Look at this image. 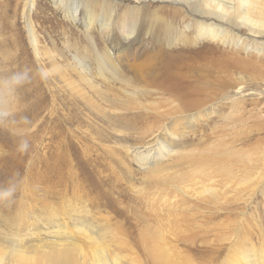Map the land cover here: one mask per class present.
Here are the masks:
<instances>
[{"label": "bare ground", "instance_id": "6f19581e", "mask_svg": "<svg viewBox=\"0 0 264 264\" xmlns=\"http://www.w3.org/2000/svg\"><path fill=\"white\" fill-rule=\"evenodd\" d=\"M22 1L24 15V11L35 4L36 0ZM49 1L58 15L69 23L77 25V28L81 30L82 34L80 33L81 37L77 39V43L68 46L63 42L65 46L74 49L75 53L73 52L68 59L60 51H44L43 49L47 47L45 42L54 46V41L50 38L46 39L47 41L41 39L36 26L27 20L25 28L28 41L36 59L39 60L40 53L44 51L49 58L48 61H51L58 72V78L65 83L64 86L67 87L71 96L68 100L62 99V102L68 104L66 112H59L60 110L52 106L51 109L54 108V111L48 112L49 117H47L49 122L52 116H55L52 124L43 126V122L39 126V130H42L41 136L39 135V144H44L46 151L43 155L47 157L41 158L38 155L31 157L38 160L36 165H31V167L29 165L30 168L25 174L28 176L24 177V181H31L30 187H26L20 180L21 183H18V179L14 183L10 181V183L2 184L0 181L1 187H5L4 189L11 187L13 190L10 197L0 199L4 203L2 205L6 212L5 216L0 213V264H193L188 254L180 255L176 243L180 241L182 232L194 226L192 217H195V212L192 211L197 207L196 202L204 201L205 205L208 203L205 198L190 193V187L201 183V180L204 183H215L219 180L223 186H228L233 184L236 178V180H242L252 174L253 170L241 169V162L236 161V156H232L224 149L216 148L217 151H214L213 155L183 158L179 152L178 136L184 127L194 126L199 119L206 117L198 110L205 100L198 99L197 95H201L207 89H213L215 85L221 88L228 87L230 81L228 76L230 77L232 72L239 75L238 78H244L242 73L246 72L256 75V78L264 77V68L255 61L247 59L248 56L244 57L247 60L233 59L228 55L219 56L220 59H218L214 53L219 49L210 44V41H213L224 44L236 52L254 51L255 54H263L257 34H264V0ZM153 2L168 4L158 6L154 11L149 10L148 4ZM5 6L6 4L0 0V43L6 44L10 41L16 44L19 38L11 37L9 32H5V28H2L3 19L5 23L9 22V12ZM237 22L247 27V35H239L236 32L233 34L232 31L238 29ZM159 25L160 28L157 29ZM145 31L150 34L154 50L145 51L139 57L138 62L134 61L131 73L122 72L115 57L116 47L123 44L125 48L122 52H126L125 49L141 41ZM5 33L6 36H4ZM96 35L102 40V46L97 42ZM21 41H23L22 38ZM198 44L201 46L197 49L198 52L195 53L194 59L184 65L183 61L181 62L184 56L180 55V49L187 50ZM18 48L20 49L19 46ZM174 49L178 53H175ZM177 54L178 57L181 56L180 61L175 58ZM57 57L67 61V71L57 63ZM218 61L222 64L221 68L217 67L219 66ZM204 68L209 73L219 71L220 75L214 77L209 75L212 80L209 79L210 82L206 84L205 79L201 80L204 77L200 75L201 69ZM68 70H70L69 74ZM93 71L102 76L104 73L110 74L120 84L118 91L112 90L111 96L104 93L100 89L101 86L99 88L94 83ZM72 75L76 77L72 78ZM238 85L236 95L240 94L244 87ZM8 95L6 85L0 81V114H5L10 110ZM38 96L40 97L34 104L33 111H24V131L27 125H32V122L38 119L41 112L48 107L49 100L46 94L41 93ZM191 97L196 98L192 100ZM96 99L112 103L116 110L117 107H125L135 112L134 117L141 119L139 126L136 127L137 134L145 138L149 136L144 143L128 144L130 145L128 152L133 157L136 167L142 171L141 176L147 183L146 188H144L145 185L130 186L137 199L134 203L130 201V206L121 205L123 202H121V196L129 195L123 189L125 187L120 186L122 176L119 173L116 174L111 166L110 174L104 175L102 172L109 170L103 167L99 169L102 162L97 157L94 158L95 163L100 164L94 165L95 175L92 173V175L84 176L83 186L75 181L73 168L76 165L81 168L85 165L92 166L90 160L79 151L77 154L84 159V163L78 160L73 164L75 157L72 158V152L75 146L78 144L86 146L84 141L89 140L87 137L75 135V129L71 128L79 122L81 117L75 109L79 107L77 102L81 100L86 106H92V101ZM195 110H197L196 113L190 114V111ZM187 112H190V115L182 118L181 115ZM29 116L30 119H28ZM38 120L41 123V120ZM4 131L5 129L1 128L0 134ZM14 131L18 133L21 130L15 129ZM31 132V135H35V131ZM26 138L24 136V139ZM11 151L13 155H10ZM30 151L27 146L16 151L13 143L0 144V159L5 160L11 157L10 164L19 163L15 156L25 158ZM82 151L86 154L85 149ZM170 155H175L172 162L162 165V161ZM179 165L180 171L178 169L177 173L174 169L170 171ZM186 166L196 167L195 170L201 169L204 172L199 171L201 173L197 174L194 168L191 171L184 170ZM258 166L259 163L253 166L255 171ZM12 167L14 166L11 165L10 168ZM234 167L240 172L236 169L233 172L231 168L234 169ZM258 174L257 172L253 178H257ZM4 177H6L5 174ZM109 179H111L110 182ZM37 183L42 184L44 188L43 198H37L40 200L38 204H24L23 206L22 200L12 197L18 194L23 198L24 190L32 189V185H37ZM109 183L112 185L110 190L103 186ZM66 184L71 190L70 197H67L68 195L62 189L54 193L46 191L51 185L65 188ZM86 184L88 185L87 191L82 189ZM112 191L120 196V198L116 197L120 202L117 206L115 201L106 199L110 195L114 196ZM51 195L54 199L49 200ZM104 197L105 199H102ZM219 199L220 197L217 201ZM102 200L117 218L108 211L106 213L112 217L102 213ZM197 209L198 207L196 211ZM131 219L136 227L134 233L121 225L124 221L128 222ZM237 242L231 245L233 247H230L231 249L224 256L221 264H264V249L239 251L241 248L239 245L243 243L239 242L240 244L237 245ZM260 247H263L262 244ZM238 251L239 256L235 257Z\"/></svg>", "mask_w": 264, "mask_h": 264}, {"label": "rangeland", "instance_id": "374dc122", "mask_svg": "<svg viewBox=\"0 0 264 264\" xmlns=\"http://www.w3.org/2000/svg\"><path fill=\"white\" fill-rule=\"evenodd\" d=\"M1 1L6 4L5 7H7V11L9 12V22L5 23L3 19L2 28H5V32H9V35H11V37H17L19 38V41H21L22 38L23 41H18L19 43L17 42L16 44L11 43L10 41H7L6 44L0 43V81L6 85V88L9 91V95L7 96V98L10 105V110H8L5 114H0V129H5V131L0 134V144L5 145L6 143H13L14 149L16 151L17 149L23 148L26 145L31 151L25 158L16 155L15 158L19 163L12 162L10 164L9 159L11 157H9L8 159L6 158L5 160L0 159V181L2 182V184L6 182L10 183V181L14 183V181L18 179V183L23 182L26 187H30V185L32 184L31 181H24V177L28 176L25 174L31 167V165L34 166V164L36 165L37 163L38 159L36 160V158H32L35 156L37 157V155L41 158L47 157L43 155L45 154L43 152L46 151L44 144H39V138L42 134V130H39V126L43 122V126L52 124L55 116H52L49 122L47 119V117H49L48 112L54 111V108L51 109L52 106H55L58 111L60 110L59 112H66V106H68V104L62 102V99L68 100L71 96L70 92L67 91V87L64 86L65 83H63L58 78V72L54 69L51 61H48L49 58L44 54V51H60L65 54L68 59H70L69 56L72 55L73 52L75 53V50L68 46L77 43V39L81 37L82 32L77 28V25L69 23V21H66V19L61 17V15H58V13L55 12L52 4H50L49 0H36L35 4L28 7L24 11V15L22 13V0ZM167 4L168 3L165 2H153L148 4V6L150 7L148 8L149 10L154 11L158 6H166ZM27 20L33 23L34 26H36V30L38 31V35L41 37V39L47 41L46 39L50 38L56 45L53 46L50 43L45 42V45H47V47L45 46L46 48L43 49L44 51L40 53L41 58L39 60L36 59L30 48L27 31L25 28ZM237 24L238 29L233 30V34L236 32L239 33V35H247V27L238 22ZM158 28H160V25L157 27V29ZM4 36H6V33L4 34ZM257 36L258 39H260L258 41L261 42L262 46L260 47L262 48L263 54H255L256 52L254 51L249 52L250 54L246 52L245 54L243 51L236 52V50L231 49L224 44L213 41H210V44L219 49L214 53V56L218 59H220L219 56L226 55L232 57L233 59H246L248 56L247 59L255 61L258 65H261L262 68H264V34H257ZM96 40L102 46V40L98 35H96ZM63 42L67 43L68 46H65ZM18 46L20 47V49L18 48ZM199 46H201V44L188 48V51L180 49V55H183L184 57H178L177 54V57H175L177 58L176 60L180 61L181 58V62L183 61L184 65L190 63L192 59H194L195 53L198 52L197 49H199ZM123 48H125L123 44H120L116 47L115 57L122 72L131 73L133 70V63H135L136 61L138 62L140 60L139 57H141V55L145 51H153L154 45H152V41L150 40V34L145 31L143 32L140 42L134 43L128 49H125L126 52L123 51L124 53L122 52ZM173 51L175 53H178L176 49H174ZM245 56L246 58H244ZM56 60L57 63L62 65L61 67L66 69L67 71V61L59 57H57ZM217 64H219V66L217 67H222V64H220L219 61L217 62ZM69 72L70 70H68V74ZM218 72L209 73L205 68L203 70L201 69L200 75L204 77L201 80L205 79V83L208 84L212 80V77L220 75ZM246 73H242V75H244V78H238L239 75H236V73L232 72L230 73V77L228 76V79L230 78L228 87L221 88L215 85L213 89H207L203 91L201 95H197L196 97L198 99L205 100L204 104L198 110H200L199 112L206 117L204 119H199L197 124H195L194 126L184 127L180 132V135L178 136V140L180 143L179 152L181 153L180 156H182L183 158H197V156L201 157L204 155H213L212 153L214 151H217V149H224L227 150V152H230L232 156H236V161L238 163L241 162V169L248 171L253 170V175H245L246 177L242 180H236V178L233 184L228 186H223V184L219 182V180L215 181V183H204L201 180V183H197L196 185L190 187V193L198 197H202L203 199L205 198L208 203L207 205H205V202L203 200V202H196L198 209L196 211V207L192 211L195 212V217H192L194 226L191 228H187L186 231L182 232V234L180 235V241H177L176 243L180 250V255L188 254L193 264H221L224 256L233 247L231 245L237 242V240V245L243 243L239 245L241 246L239 251H245L247 249L258 250L259 248H262V250L264 249V235H262L264 234V77L260 76L259 79L256 78V75L254 74H250L249 72ZM17 75L20 76L19 81L13 79V77ZM97 75L98 74L93 71L92 76L94 78V83L98 85L99 88L101 86L100 89H102L104 93L111 96L113 91H118L120 84L114 78H112L110 74L104 73L103 76ZM209 75H211L212 77H210ZM75 77V75H72V78ZM231 78H233V80ZM237 79L240 80L237 81ZM238 84L245 87L242 88V91L240 92L241 95H236V90L239 86ZM220 88L221 90H218ZM223 91L225 92V94ZM41 93H45L46 97H48L49 100L47 109L44 112H41V114L38 116V119L41 120V123H39L38 119H35L32 122L33 124L29 126L27 125V127L25 128L26 130L24 131V111H33V106L36 103L37 99L40 97L38 95ZM224 95H226L227 97L230 95L231 96L226 98V96ZM196 97H191L190 99L195 100ZM77 103L79 107L75 110L80 113L81 117L79 122L73 125L71 128L75 129V135L79 137H87L89 138V140L84 141V143L87 144V147L83 144H78L75 146L76 148L72 152V158L75 157L73 160V164L77 163L78 160L84 163V159L77 154L80 152L82 155L87 157L88 160H90L92 166L90 167L85 164V166L82 168L79 167V165H76L75 167L73 166L74 177L76 178L75 181H78L77 184H79L80 182L82 186L84 185L83 177L87 176L88 174L92 175L93 169L95 170L94 165L100 164L95 163L94 158L97 157L102 162V165L99 166V169H102L103 167L104 169L109 170L102 173L104 175H106L107 173L110 174L111 166L116 174L119 173L120 176H122L120 186L121 188L125 187L123 189H125L129 194L128 196H121L120 198L119 195H115V191H112V193L114 194L113 197H111L110 195L112 199L110 197L106 199L115 201L117 206L120 203L119 199H116V197L118 196V198L121 199V202L123 201L121 204L122 206H130L131 202L134 203L137 200L133 195L130 186L132 185V187H140L141 185H145L144 188H146L147 185L145 179L141 176L143 174L142 171H139V168L136 167L133 157L129 154L130 152H128L130 145H133L137 142L144 143L149 138V136H146L145 138L140 136V134H137L136 127L139 126V121L141 120L140 117H134L135 112L133 113L125 109V107H117L118 109L116 110L114 109L112 103L102 101L100 99H96V101L93 100L92 106H86L82 100ZM233 104L236 105L234 106ZM190 112L182 114V118L183 116H188L192 113H196L197 110ZM42 116H45V118L43 119ZM28 119H30V116L28 117ZM15 129H19L21 131L16 133L14 131ZM36 129L38 132L36 131ZM32 130L35 131V135H31ZM24 136L25 138H27L24 139ZM6 148L8 149V146ZM83 149L86 150V154H83ZM47 153L49 154V151ZM13 154L14 153L12 152L10 155ZM174 158L175 155L166 157L164 161H162V165L171 163ZM30 161L33 162L31 163ZM257 163H259V166L257 171H255L254 167ZM11 165H13L14 167L10 168ZM246 165L250 167H247ZM243 167H245L246 169ZM195 168L196 167L186 166L184 170L191 171L193 169L195 173L200 174L201 172L199 171L202 170L198 169L199 171H197L195 170ZM173 169L177 173V171L180 169V165L179 167L172 168L170 171H172ZM235 169L240 172L236 167H234V169L231 168L233 172ZM257 172L259 174L257 175V178L254 179L253 176ZM3 173L6 175V177H4ZM7 176L9 178H7ZM107 176L109 177V175ZM28 178L30 180V177ZM85 178L88 179V177ZM19 180L21 182H19ZM110 181L111 179H109V182ZM237 182L238 184H236ZM67 185L68 184H66L65 188H60V186L58 185H51L46 189V191L48 190V192L54 193V191L58 192V189H62V191L66 192V194L68 195L67 197H70L71 190L69 185ZM103 186L110 190V187L112 185H110L109 183L108 185L105 184ZM86 187H88L87 184L85 185V187L81 188L87 191ZM4 188L5 187L0 186V189ZM43 189L44 188H42V184L37 183V185H32V189L27 188L24 190L23 198L18 196V194L12 197L16 200H22L21 202L23 206L24 204H38L40 200H38L37 198H43ZM219 197L220 199L219 201H217ZM52 199L54 198L51 195V198L49 200ZM56 199L58 200V198ZM102 199H105V197ZM55 200L53 202H55ZM2 204L4 203L0 201V213L1 215L5 216L6 212ZM102 204V213H105L107 216H111L106 213L108 211L109 213L113 214L111 208L107 207L104 204L103 200ZM114 220L115 219L113 218V221ZM132 222L134 221L131 219L128 222L124 221L121 225L126 229L128 228L129 231H133L134 233L136 232V227ZM240 238L242 239L240 240ZM242 240L244 242H241ZM261 244L263 247H260ZM239 251L236 253L237 255H234L235 257L239 256Z\"/></svg>", "mask_w": 264, "mask_h": 264}, {"label": "clouds", "instance_id": "9594fccd", "mask_svg": "<svg viewBox=\"0 0 264 264\" xmlns=\"http://www.w3.org/2000/svg\"><path fill=\"white\" fill-rule=\"evenodd\" d=\"M13 79L19 81L20 76L17 75L15 77H13ZM25 147H26V145H25ZM12 193H13V190L11 188L0 189V199L8 198L12 195Z\"/></svg>", "mask_w": 264, "mask_h": 264}]
</instances>
